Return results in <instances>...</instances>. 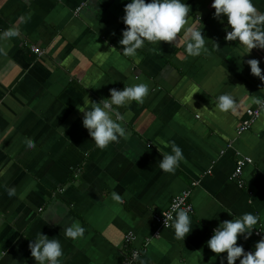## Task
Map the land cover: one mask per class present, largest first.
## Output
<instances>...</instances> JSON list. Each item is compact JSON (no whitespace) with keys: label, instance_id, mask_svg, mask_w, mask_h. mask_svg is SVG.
<instances>
[{"label":"crops","instance_id":"0c3cea01","mask_svg":"<svg viewBox=\"0 0 264 264\" xmlns=\"http://www.w3.org/2000/svg\"><path fill=\"white\" fill-rule=\"evenodd\" d=\"M127 2L0 0V33H19L0 40L7 48L0 55V264H37L29 241L40 231L61 241L62 264H120L131 230L136 246L151 239L141 264H220L226 253L206 241L219 220L232 218L227 210L259 216L252 236L238 243L252 249L264 235V109L250 130L237 132L258 106L253 97L264 98V81L246 63L258 58L264 70V48L241 57L239 42L225 40L211 0H187L188 22L203 26L207 53L181 59V32L177 46L146 42L136 58L126 57L118 41ZM254 3L264 12V0ZM31 44L46 53L38 56ZM140 81L150 86L144 102L119 109L128 137L96 147L82 124L83 98L99 101L112 87ZM222 91L237 98L236 113L215 108ZM25 137L35 149L26 148ZM171 141L185 156L175 173L159 167V149L171 151ZM242 154L253 158L244 186L232 179ZM7 187L17 195L9 197ZM189 187L192 230L184 240L171 227L153 237L154 214ZM113 190L123 203L111 199ZM73 220L86 228L76 240L62 230Z\"/></svg>","mask_w":264,"mask_h":264},{"label":"clouds","instance_id":"9594fccd","mask_svg":"<svg viewBox=\"0 0 264 264\" xmlns=\"http://www.w3.org/2000/svg\"><path fill=\"white\" fill-rule=\"evenodd\" d=\"M211 6L215 10L214 17L223 23L225 40L239 42L242 46L241 57L245 53H250L254 47L264 48V12L257 9L254 0H211ZM189 12L187 0H128L124 4V14L121 17L126 27L122 29L118 41L122 46L120 51L126 57L136 58L138 50L143 48L146 42L167 41L177 46L179 34L183 32L184 55L180 57L181 59L207 53L203 26L189 24ZM18 34L17 29L10 27L0 33V40ZM0 55H7V48L3 45H0ZM246 63L250 65L251 73L264 81V70L260 66V60L250 57ZM133 79L138 80L139 77ZM89 85L85 83L86 88ZM109 92L110 96L102 97L99 101L91 100L89 97L83 98L84 102L81 104L83 107H79L83 113L82 124L88 130L95 146L100 149L122 137H128L129 133L121 123L126 117L119 109L130 105L132 101L142 104L150 92V86L144 81L124 83L123 88L112 87ZM213 102L215 108L224 113L229 111L236 113L239 107L237 98L228 91L218 92ZM253 102L264 109V98L255 96ZM128 114H131L130 109ZM23 143L28 150L36 148V141L31 137H25ZM170 145L171 151L159 149L162 153L159 167L164 172L175 173L181 161L185 160V156L183 149L175 141H171ZM7 194L9 197L16 196L17 189L7 187ZM111 199L123 203L124 196L113 190ZM227 211L232 214V218L219 220L206 241L208 247L216 254L226 253L225 256H220V264H225V260L227 264H236L238 258L239 264H264V235L255 241L250 250H246L242 243L237 242L238 238L248 240L252 236L253 229L259 222L258 214L245 211L235 215L232 211ZM189 212L188 208L180 207L178 203L173 202L171 210L164 213L165 225L174 230V236L178 240H184L192 230L193 221ZM167 221H170V224H167ZM62 230L66 237L76 240L84 236L86 228L80 221L73 220L64 224ZM29 248L37 264H62L61 257L64 252L59 239L50 238L40 231L29 241Z\"/></svg>","mask_w":264,"mask_h":264},{"label":"built area","instance_id":"2783aa9c","mask_svg":"<svg viewBox=\"0 0 264 264\" xmlns=\"http://www.w3.org/2000/svg\"><path fill=\"white\" fill-rule=\"evenodd\" d=\"M82 7H79L77 11L81 10ZM32 50L38 54V56H43L46 53V50L37 44H31ZM262 108L260 106L249 108L247 110L246 117L241 121L239 126L237 127L238 134H242L252 128L254 123L258 120L262 113ZM232 145V144H230ZM240 153V152H239ZM253 162V158L247 154H242L236 162V167L232 173V179L235 180L240 186H244V168L248 163ZM211 172V170H208ZM198 181H195L193 185H197ZM192 187H189L183 190L181 193L173 197L169 206L163 210L157 211L154 214L155 222L157 224V229L153 234V237H158L161 235L162 229L169 228V226L165 225L166 217L164 213H167L171 210V205L173 202L179 204L180 207L188 208L190 210V216L194 213L195 208L192 202ZM167 224H170V221H167ZM256 234H260V230L256 231ZM137 239V235L134 231H129L124 236V245L125 250L122 253V259L120 264H141V258L147 251V248L150 244V238L145 241L142 246H136L135 242ZM245 247V246H244ZM246 250H250V248L245 247Z\"/></svg>","mask_w":264,"mask_h":264}]
</instances>
